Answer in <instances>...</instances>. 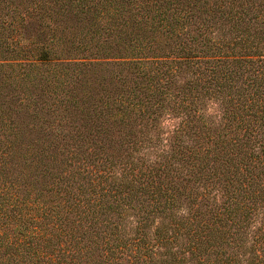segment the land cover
I'll use <instances>...</instances> for the list:
<instances>
[{
	"label": "trees",
	"instance_id": "1",
	"mask_svg": "<svg viewBox=\"0 0 264 264\" xmlns=\"http://www.w3.org/2000/svg\"><path fill=\"white\" fill-rule=\"evenodd\" d=\"M0 264H264V0H0Z\"/></svg>",
	"mask_w": 264,
	"mask_h": 264
}]
</instances>
